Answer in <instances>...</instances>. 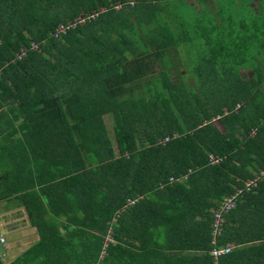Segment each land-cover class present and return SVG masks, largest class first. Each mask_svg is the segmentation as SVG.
Returning a JSON list of instances; mask_svg holds the SVG:
<instances>
[{
  "label": "trees",
  "instance_id": "16d2710c",
  "mask_svg": "<svg viewBox=\"0 0 264 264\" xmlns=\"http://www.w3.org/2000/svg\"><path fill=\"white\" fill-rule=\"evenodd\" d=\"M1 201L8 264H264V0H0Z\"/></svg>",
  "mask_w": 264,
  "mask_h": 264
},
{
  "label": "built area",
  "instance_id": "2783aa9c",
  "mask_svg": "<svg viewBox=\"0 0 264 264\" xmlns=\"http://www.w3.org/2000/svg\"><path fill=\"white\" fill-rule=\"evenodd\" d=\"M92 17V15L88 17H79L77 19V23H83L86 19H89ZM75 26V23H69L67 25L61 24L59 25L55 31L53 32V35L55 37H59L60 35L64 34L69 28H73ZM37 43L31 42V48H36ZM27 51H21L19 56L22 57L26 54ZM219 118V116L216 117V119ZM168 139V138H166ZM211 162H216V158L211 156L210 157ZM173 177L170 178V182H173ZM245 185L249 189L251 185H254V180L250 179L245 182ZM242 193L241 189L236 190V192L232 196L225 197L218 209L213 213V220H212V233H211V254L214 257V259H217L220 255L226 254L232 250V247L230 245H218L217 238L221 235L222 233V228H223V223H224V214L227 213L235 204L236 197L240 196ZM129 203H134V201H130ZM0 243L2 245H5V238L0 235Z\"/></svg>",
  "mask_w": 264,
  "mask_h": 264
},
{
  "label": "rangeland",
  "instance_id": "374dc122",
  "mask_svg": "<svg viewBox=\"0 0 264 264\" xmlns=\"http://www.w3.org/2000/svg\"><path fill=\"white\" fill-rule=\"evenodd\" d=\"M257 2V0H251V4H255ZM153 4L154 5H156L157 6V8H159V7H161V5H160V2H158V1H153ZM186 11H187V9H186ZM191 43H193V41H191ZM193 45V44H192ZM183 48H184V50H183V52H182V54L180 55V57L182 58H184V59H186L187 60V63H194L197 59H201L202 58V55L200 56L198 53H196L197 51L196 50H194V51H191V52H193V53H189L190 51H187V49H188V47H187V45H183L182 46ZM177 60H179V56L177 57ZM221 68H223L222 67V65H221ZM180 69H182V70H184L186 73H189V72H191V71H193V68H191V67H187V66H182ZM174 70V69H173ZM163 71V70H162ZM176 71V70H175ZM240 72H242V77H244V76H247L249 73H248V71H243V70H241ZM181 73H182V71H181ZM192 73V72H191ZM196 74V73H195ZM195 74H193L194 75V77H192V78H196L195 77ZM175 74L173 73V78H174V80H175V76H174ZM244 75V76H243ZM161 77L163 76V74L161 73V75H160ZM171 77V76H170ZM184 78H185V76H184ZM183 77H181V80L180 81H182L183 82V84L185 85V86H192V84H193V80H190L191 81V83L192 84H190L188 81H186L185 79H184ZM186 78H189V76H187L186 75ZM199 88V87H198ZM200 89V88H199ZM202 92H204V91H202ZM107 122V125H111L110 124V120H106ZM212 122L214 123V125H216L219 129H221L222 130V126L219 124V121H218V118L216 119V117L215 118H213L212 119ZM238 136H241V134L239 133V135ZM115 151H117V149H116V146H115ZM4 205H3V203H0V211H1V213H2V215H6L7 214V216H5V217H3V218H7V220H5V221H3L5 224H8V226L7 227H17V228H15L14 229V231L12 232V236L13 235H16V234H18V233H20L21 232V229H23V227H25L26 225H28L29 226V224L27 223L26 224V221L25 220H23V214H21L22 213V211L18 208V209H15L14 210V212H13V209H11V211H10V209H9V207H7V205L6 204H8V202L7 201H4ZM11 203H13V204H15V207H16V203H14V202H11ZM8 206H11L12 207V205L9 203L8 204ZM1 215V216H2ZM2 218V219H3ZM7 221V222H6ZM21 223H24V225H21V226H19ZM17 224V225H16ZM20 227V228H19ZM224 227V226H223ZM6 229V227L4 226L3 227V230L4 231H6L5 230ZM223 229V228H222ZM21 249V248H20ZM0 251H1V247H0Z\"/></svg>",
  "mask_w": 264,
  "mask_h": 264
},
{
  "label": "crops",
  "instance_id": "0c3cea01",
  "mask_svg": "<svg viewBox=\"0 0 264 264\" xmlns=\"http://www.w3.org/2000/svg\"><path fill=\"white\" fill-rule=\"evenodd\" d=\"M0 203H3V205L5 204L4 203V201H1ZM7 207H9V209H10V211H11V209H13V212H14V210L15 209H20L21 211H22V213L21 214H23L24 216V218H23V220H27L26 221V224L28 223L29 224V226L28 225H26L25 227H23V229L21 230V232L20 233H18V234H22V233H25L26 235H25V239L23 240V241H17V242H14V243H12V244H10V243H7V245H8V249H7V251H6V253H5V258H4V261H5V263L7 262V261H9L10 259H15L21 252H22V249L23 248H21L20 249V247H18L17 245H22V243H24L26 240H31V239H34V238H38L39 236H38V234H37V231H36V228L35 227H33V226H31L30 225V223H29V221H28V218H27V214H26V210H25V208L23 207V206H16V207H11V206H7ZM248 212H250L251 210L250 209H246ZM2 213H1V211H0V218L2 219L3 217H5V216H7V214L5 215H2ZM5 220H7V218L5 219ZM4 220V221H5ZM2 222H3V220H2ZM1 222V223H2ZM7 222V221H6ZM2 224H5L4 222L2 223ZM21 225H24V223H21L19 226H21ZM2 227H3V225H2ZM1 235H4L5 236V238H6V240H7V238H8V236L7 235H5L4 234V231L2 230L1 232ZM37 240V239H36ZM35 240V241H36ZM231 243V242H230ZM230 243H228V244H230ZM232 244V245H231ZM230 244V246L232 247V249H234V248H241V246H248V245H235L234 243H231ZM31 245V244H30ZM30 245H27V248H28V246H30ZM13 246H15V247H13ZM9 247H13L12 249H9Z\"/></svg>",
  "mask_w": 264,
  "mask_h": 264
},
{
  "label": "water",
  "instance_id": "95a60500",
  "mask_svg": "<svg viewBox=\"0 0 264 264\" xmlns=\"http://www.w3.org/2000/svg\"><path fill=\"white\" fill-rule=\"evenodd\" d=\"M17 228V227H14V229ZM20 228V227H19ZM14 229H6V231L4 232L7 236H10L7 238V242L12 244L14 243L15 241H17L19 239V237L17 238L16 236H11L10 233H12L14 231ZM36 239L38 238H34V239H31V240H26L24 243H22V245H26L24 246V248L22 250H25L27 248V245H30L32 244ZM17 246H20V245H17ZM15 247V246H13ZM13 247H9V249H12ZM12 259H10L9 261H7L5 264H8Z\"/></svg>",
  "mask_w": 264,
  "mask_h": 264
},
{
  "label": "flooded vegetation",
  "instance_id": "af4514ba",
  "mask_svg": "<svg viewBox=\"0 0 264 264\" xmlns=\"http://www.w3.org/2000/svg\"><path fill=\"white\" fill-rule=\"evenodd\" d=\"M6 218H3V219H1L0 218V232L3 230V227L5 226L6 227V229H14V227H7L8 226V224H2L3 222H2V220L4 221ZM2 222V223H1ZM2 225H3V227H2ZM17 225V224H16ZM5 229V230H6ZM22 230V229H21ZM4 231V230H3ZM5 232V231H4ZM11 234V236H12V233H10ZM25 233H22V234H16V235H13V236H16L17 238L19 237V239L17 240V241H23L24 239H25ZM8 237H10V236H8ZM17 241H15V242H17ZM24 246H26V245H20V248H24ZM16 248V247H15Z\"/></svg>",
  "mask_w": 264,
  "mask_h": 264
}]
</instances>
